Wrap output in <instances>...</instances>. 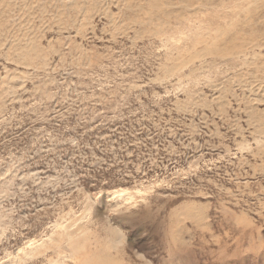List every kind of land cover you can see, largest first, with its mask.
Returning a JSON list of instances; mask_svg holds the SVG:
<instances>
[{
  "label": "rangeland",
  "instance_id": "rangeland-1",
  "mask_svg": "<svg viewBox=\"0 0 264 264\" xmlns=\"http://www.w3.org/2000/svg\"><path fill=\"white\" fill-rule=\"evenodd\" d=\"M0 264H264V0H0Z\"/></svg>",
  "mask_w": 264,
  "mask_h": 264
}]
</instances>
